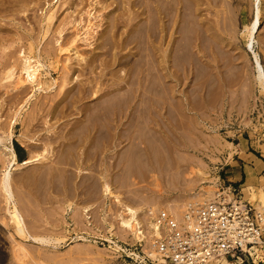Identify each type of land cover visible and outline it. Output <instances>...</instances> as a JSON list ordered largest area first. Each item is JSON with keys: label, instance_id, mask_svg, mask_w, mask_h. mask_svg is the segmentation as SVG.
<instances>
[{"label": "bare ground", "instance_id": "bare-ground-1", "mask_svg": "<svg viewBox=\"0 0 264 264\" xmlns=\"http://www.w3.org/2000/svg\"><path fill=\"white\" fill-rule=\"evenodd\" d=\"M26 1L41 0H0V7L8 6L12 10L16 3ZM49 1L53 0H43L44 7H49ZM64 1L71 12L72 9L84 8L87 17L91 16L92 0ZM224 1L222 4L220 0H107L103 5L104 10L112 5L115 7L106 16L105 27L96 39L97 44L91 55L86 58L78 54L76 48L72 49L76 39L66 43L70 46L65 50L69 64L64 68L62 79L64 92L60 93L58 100V96L54 95L47 102V110L45 102L34 106L26 124V130L31 135L23 142L24 145L32 140L39 145L30 146L33 154L21 165H37L36 172L43 177L53 173L68 174V187L75 192L79 189L85 191L84 203L94 202L98 196L104 208L109 204L116 206L117 211L112 220L121 232L137 241L135 248L144 241L148 243L143 252L150 262L158 260V254L152 248L154 238L159 236L154 217L159 212H165L180 222L188 202L179 213H172L166 209L171 207L169 200L161 196L154 201L149 200V203L143 202L140 206L126 201L108 182L106 161L113 159L117 165L116 171L121 174H141L153 172L154 169L148 166L157 159L171 161L175 152L190 151L187 147L182 148L186 140L183 132L198 128V111L205 108L209 100H222L226 87L238 82L243 71V67L239 68L237 63L242 64L246 55L235 56V47L226 41L228 36L236 39L241 33L243 47L251 52L256 65L254 84L259 86L264 95V0ZM48 14L49 27L54 13L48 10ZM78 23L81 24V19ZM91 26L89 22L82 41L90 36ZM62 31L59 30L58 34L61 35ZM254 43L258 48L257 54L253 51ZM71 52H74L73 55H70ZM75 55L83 64L78 75L71 68L75 60L72 56ZM32 58L35 59L32 52L24 55L22 71L26 78L20 77L14 89L24 82H37L40 85L38 78L41 74L31 62ZM96 67L99 72L94 75ZM13 69H8L5 81L13 79ZM87 75L90 78L84 79ZM9 85L12 84L9 82ZM49 88L50 85H47L46 89ZM72 114L76 118L68 120ZM13 118L12 124L0 126V143H6V154L2 152L0 163L4 164L6 156L10 159V169L0 180V191L7 205L12 204L11 209L6 210L8 222L0 219V264H47L44 256L29 250L26 241L46 243L51 240L58 243L60 240L48 239L46 231L38 233L24 222L20 203L26 206L27 197L12 201L14 195L9 173L19 163L11 140L19 114ZM39 120L46 127H38ZM213 134H216L215 130ZM201 140L202 137L198 135L196 141ZM203 141L205 145H220L217 136ZM194 149L197 153L202 151L197 147ZM240 159L257 172V178L246 175L241 188L250 191L254 180L264 186L262 160L251 155H241ZM135 164H145L146 169ZM98 166L103 168L99 171L100 179L96 183L92 176ZM199 174L207 177L206 172ZM84 175L87 178L82 183L76 182L78 177ZM232 175H226L230 183L233 181ZM27 179L28 184H31L34 175L23 177L19 184L23 185ZM51 188L57 191L61 189L55 184ZM213 188H203L201 194H192L189 199L210 198L214 193ZM250 195L246 201L252 203L256 198L253 192ZM263 200L260 198L257 206L255 203L253 205H263ZM30 201L34 205L40 203L36 198ZM59 202L63 204V200ZM152 202H157L158 207L153 208L150 205ZM72 206L68 204L67 208ZM82 216L85 230L94 231L90 211L85 208ZM103 217V222H107L106 212ZM106 225L111 228L114 226ZM106 231L110 232V229ZM110 234L109 238H112L114 234ZM107 241L118 247L116 242ZM137 259L143 261L142 257Z\"/></svg>", "mask_w": 264, "mask_h": 264}, {"label": "rangeland", "instance_id": "rangeland-1", "mask_svg": "<svg viewBox=\"0 0 264 264\" xmlns=\"http://www.w3.org/2000/svg\"><path fill=\"white\" fill-rule=\"evenodd\" d=\"M106 1L92 0L90 17L84 13V8L72 9L71 12L64 0L49 1V7H44L43 0L16 3V7L12 10L8 6L0 7V126L7 127L10 122L12 124L14 122L12 116L19 114L11 140L17 163H19L9 173L14 195L12 201L17 202L19 197L24 199L27 197L29 200L26 206L20 203L24 222L30 228L34 227L38 233L43 234L46 231L48 239L60 240L58 243L51 240L48 241L49 243H39L29 239L26 241L25 244L29 250L36 251L41 257L44 256L47 264H143L137 257H145L143 249L148 244L144 241L141 247L135 248L137 241L121 232L112 220L113 214L117 211L116 206L108 203V207L104 208L98 196L95 197L94 202L84 203L85 191L79 189L75 192L68 187L70 184V178L67 179L68 174L53 173L43 177L36 172L37 165H21L33 154L30 146L39 145L33 140L25 145L23 143L31 135L26 130V124L33 112V107L39 106L42 102H50L54 95L58 96L56 98L58 100L61 97L60 93L64 92L62 79L65 74L64 68L69 64L66 61L68 53L65 50L70 46L66 43L76 39L72 49L76 48L78 54L86 58L91 55L97 44L96 39L105 27L106 16L111 14L115 7L112 5L104 10L103 5ZM220 1L222 4L225 2ZM48 10L54 13L49 27L47 25ZM80 19L81 24L78 23ZM89 22L90 26L92 25L89 31L90 36L86 41H82L85 39L84 31ZM74 23L76 29L73 30ZM239 24L242 31L241 18ZM59 30H63L61 35L58 34ZM240 36L241 33L236 39L234 36L226 37V41H229L228 43L236 49L235 56L246 55L242 64L237 63L239 68L243 67L240 80L226 87L225 97L222 100L220 98L209 100L205 108L198 111L197 129L191 128L183 132L182 135L186 140L182 141L185 144L182 148H189V152H175L174 155L172 154L171 161L164 162L157 159L158 161L148 166L154 169L153 172L146 171L141 174H121L116 171L117 165L114 160L107 159L105 166L109 171L107 180L126 201L140 206L143 202L149 203V200L154 201L161 196L169 200L168 204L171 207L166 209L172 213H179L185 203L193 201L189 199L190 195L201 194L200 190L207 187H214V193L219 186L225 189L232 186V190L238 188L237 191L241 192L245 200L251 197L250 193L253 192L256 200L251 204H256L260 198H264V186H261L258 180L253 181V189L250 191L245 187L241 188L245 176L257 178V172L251 165L241 161L240 156L251 155L260 158L264 164V95L259 86L254 84L256 65L251 52L244 49ZM253 51L258 53L255 43ZM28 52H32L35 56L31 62L41 74L38 78L40 85H37V82H24L14 89L20 77L26 78L22 71L24 62L22 59ZM73 53L71 52L70 55ZM72 58L75 60L71 68L76 70L78 75L83 64L80 63V59H76V55ZM10 67L14 68V77L11 81H5L4 77ZM262 67L264 70L263 64ZM96 68L94 75L99 72V68ZM85 78L90 76L87 75ZM9 82L12 85H9ZM47 85H50L49 89H46ZM48 107L47 103L45 110ZM74 118L76 116L72 114L68 120ZM42 120H39L38 127L45 126L41 123ZM214 130L216 134H213ZM198 135L202 137L199 142L196 141ZM215 136L219 137L220 145H205L203 141L205 138L210 139ZM4 146L6 147L5 142L0 143V159ZM194 147L202 150V153H197ZM4 154H6L5 151ZM4 158V164L0 163V180L10 169L8 166L10 159L7 156ZM134 166L146 169L145 164ZM102 168L98 166L92 176L96 183L100 179L99 171ZM199 172H206L207 177L201 176ZM228 173H233L231 183L226 176ZM30 174L34 175V181L30 182L31 184H28V179L23 185L19 184L23 177ZM84 178L87 177L85 175L78 177L76 182L82 183ZM52 184L61 189L59 191L52 189ZM31 194H33L32 197H30ZM35 198L40 201L38 205L30 201ZM202 199L203 197H198L195 201L199 202ZM59 200H63V204ZM68 204H73L71 210L67 208ZM150 205L153 208L158 207L157 202H152ZM11 207L12 204L7 205L0 191V219L5 223L9 219L6 210ZM85 208L91 214L94 228L92 232L85 230L83 224L82 212ZM105 212L108 219L104 223L102 219ZM106 223L114 226L111 228ZM106 229H110V232ZM110 233L114 234L112 238H109ZM107 240L116 242L118 247L115 248ZM146 260L148 261L145 257ZM234 260L230 259L231 264L259 263L257 259L248 262L241 256Z\"/></svg>", "mask_w": 264, "mask_h": 264}, {"label": "built area", "instance_id": "built-area-1", "mask_svg": "<svg viewBox=\"0 0 264 264\" xmlns=\"http://www.w3.org/2000/svg\"><path fill=\"white\" fill-rule=\"evenodd\" d=\"M237 190L219 186L213 197L188 202L180 222L159 212L152 246L158 260L142 263L231 264L241 256L264 264V204L255 207Z\"/></svg>", "mask_w": 264, "mask_h": 264}]
</instances>
